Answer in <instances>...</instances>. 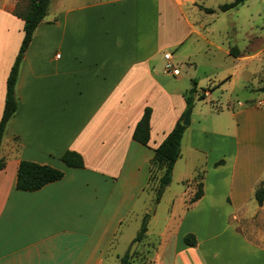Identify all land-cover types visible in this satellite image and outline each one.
<instances>
[{
  "label": "crops",
  "instance_id": "0c3cea01",
  "mask_svg": "<svg viewBox=\"0 0 264 264\" xmlns=\"http://www.w3.org/2000/svg\"><path fill=\"white\" fill-rule=\"evenodd\" d=\"M198 1L67 0L65 9L48 11L21 63L18 109L0 147V264H107L148 191L154 150L186 112L191 88L165 72L164 55L196 51L198 44L188 42L202 36L185 12L196 11ZM17 3L0 0V120L24 37V22L13 14ZM176 14L183 24L177 32L170 27ZM228 57L238 65L227 83L255 63L230 51ZM146 108L150 141L143 146L133 133ZM219 113L226 119L210 129L201 122L207 116L194 119L192 110L172 177L185 184V213L154 255L145 242L132 246L150 264H264V200L260 206L255 197L264 187V100ZM66 151L79 153L84 168L65 166ZM22 161L64 177L36 192L19 191ZM197 178L204 193L189 207ZM187 235L195 236V247L185 244Z\"/></svg>",
  "mask_w": 264,
  "mask_h": 264
},
{
  "label": "rangeland",
  "instance_id": "374dc122",
  "mask_svg": "<svg viewBox=\"0 0 264 264\" xmlns=\"http://www.w3.org/2000/svg\"><path fill=\"white\" fill-rule=\"evenodd\" d=\"M232 2L234 0H200L196 11L186 9L185 14L189 18L186 15L185 17L194 23V27L199 30L202 38L194 35L188 42L189 47L194 43L198 44L196 51L185 52L169 49L174 56L172 62L178 71L176 76L181 75L186 79V88L188 90L192 88V80L198 83L199 93L195 96L194 119L197 115L207 116V119L201 122L210 129L213 121L226 119V114H218V112L228 109L230 104L248 100H264V0H248L243 5L227 12L220 10L221 6ZM27 5V0H18L17 6H20V9H25ZM66 6L67 0H52L49 6L51 15L58 8L65 9ZM204 9H211L214 12L207 13ZM170 27L176 32L183 28L178 14L172 16ZM208 41L212 42L215 48L209 49ZM233 48L237 49L238 56L246 57L255 63L250 64L246 70L237 75L234 82L227 83L228 81L224 80L234 74L238 65L231 57H228L229 51ZM189 54L193 66L189 65L187 60ZM259 54L262 57L260 63H258ZM163 69L165 70V65ZM169 75L174 77L173 73ZM203 89L209 91L211 97L207 98V93H205L206 98L199 100L198 97L203 94ZM177 177L178 174L175 175L174 180L172 179V183L166 188L157 204L155 202L157 183L154 174L148 191L121 227L114 247L108 254L107 264H120V258L131 247L143 218L146 216L142 214L144 207L149 208L147 211L148 233L145 240V244L150 246V249H147L149 256L154 255L157 248H160L162 239H168L173 233L185 213L184 202L187 201L188 196L184 194L185 184L177 181ZM199 180L197 178L196 183ZM173 200L175 203L172 202ZM156 207L157 213L153 216L152 212L156 210ZM133 256L134 264H150L144 254L138 253Z\"/></svg>",
  "mask_w": 264,
  "mask_h": 264
},
{
  "label": "trees",
  "instance_id": "16d2710c",
  "mask_svg": "<svg viewBox=\"0 0 264 264\" xmlns=\"http://www.w3.org/2000/svg\"><path fill=\"white\" fill-rule=\"evenodd\" d=\"M28 5L25 9H20L17 6L14 15L24 22V37L19 48V52L16 56L14 64L10 70L9 76L7 78L6 84V97L5 104L2 113V118L0 120V147L5 135V131L9 122L14 117L18 109V100L16 97V85L19 77V70L23 58L32 42L33 35L36 29L44 21L48 14L49 6L52 0H27ZM248 0H234L230 4H225L220 7L222 12H227L231 9L237 8L243 5ZM207 13H213L211 9H204ZM230 55L233 57H238L237 49L233 48L230 50ZM192 88L187 93L186 105L187 109L185 114L179 120L173 130L169 133L163 143L154 150V158L151 161V177L150 183L154 179V174L156 179L158 178V183L156 185V198L155 202L158 204L166 190V188L172 183L173 169L176 162L181 156V144L183 136L187 129L183 125L184 117L188 110L193 109L195 105V96L198 95L197 83L192 81ZM203 94H200L198 99L204 100L205 93L207 90L203 89ZM152 110L146 108L141 120L136 125L133 133V140L140 145L148 146L150 141V120H151ZM61 162L68 168L82 169L84 168L83 157L74 151H66L60 158ZM224 164V161H220L215 164V167ZM4 167V162L0 158V170ZM160 174L159 177L157 175ZM64 177V172L62 170L53 168L47 165H39L37 163L22 161L19 164L16 188L23 192H36L41 190L43 187L60 181ZM156 181V180H155ZM203 184L199 182L197 184L196 191L189 201V207L197 202L203 196ZM258 204L261 206L264 200V187L261 186L257 189L255 194ZM149 216L146 215L143 218L141 227L134 238L131 247L127 252L120 258V264H134L133 258L134 254L131 252L132 246L136 244L144 243L147 238L148 233ZM184 242L189 247H195L197 244L194 235H187L184 237Z\"/></svg>",
  "mask_w": 264,
  "mask_h": 264
},
{
  "label": "built area",
  "instance_id": "2783aa9c",
  "mask_svg": "<svg viewBox=\"0 0 264 264\" xmlns=\"http://www.w3.org/2000/svg\"><path fill=\"white\" fill-rule=\"evenodd\" d=\"M164 58L167 61L166 65H165V72L166 73H173V75L176 76L177 75L176 73H178V71L172 62V55L170 53H167L164 55Z\"/></svg>",
  "mask_w": 264,
  "mask_h": 264
},
{
  "label": "water",
  "instance_id": "95a60500",
  "mask_svg": "<svg viewBox=\"0 0 264 264\" xmlns=\"http://www.w3.org/2000/svg\"><path fill=\"white\" fill-rule=\"evenodd\" d=\"M191 115H192V109L188 110L185 117H184V120H183V125L188 127L190 126L191 124ZM155 211L152 212V214H154Z\"/></svg>",
  "mask_w": 264,
  "mask_h": 264
}]
</instances>
